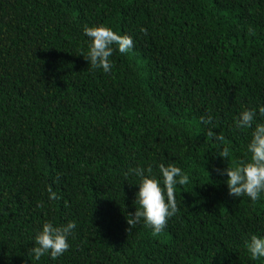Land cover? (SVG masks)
<instances>
[{"label":"trees","instance_id":"1","mask_svg":"<svg viewBox=\"0 0 264 264\" xmlns=\"http://www.w3.org/2000/svg\"><path fill=\"white\" fill-rule=\"evenodd\" d=\"M101 23L132 41L107 73L81 55ZM261 107L264 0H0V264H264L244 247L264 194L230 196L216 172L244 155L234 117ZM158 163L188 182L154 234L126 223L125 172ZM45 221L76 227L34 261Z\"/></svg>","mask_w":264,"mask_h":264},{"label":"clouds","instance_id":"2","mask_svg":"<svg viewBox=\"0 0 264 264\" xmlns=\"http://www.w3.org/2000/svg\"><path fill=\"white\" fill-rule=\"evenodd\" d=\"M82 31L87 38V48L81 55L91 68L101 69L105 73L110 71L109 58L114 50L126 53L132 47L129 36L118 34L102 23L85 25ZM259 112L264 115V107L259 108ZM255 116L252 109L244 108L234 117L237 129L251 130L244 155L235 160L232 166L216 169L219 175H226L225 184L230 196H246L252 202L264 194V121L254 123ZM208 135L213 136V133L209 131ZM220 156L224 157L226 153ZM129 175L136 178L134 185L137 190L133 200L135 210L125 218L127 225L143 222L154 234L160 233L167 219L178 212L175 189L177 185H185L188 176L172 163L156 164V172L152 165L136 166L125 172V176ZM48 198H55L50 189ZM75 227L74 221L64 224L43 222L32 237V259L39 261L45 254L52 259L62 255L69 247L68 238ZM244 247L252 259L264 258V235L249 234L244 240Z\"/></svg>","mask_w":264,"mask_h":264}]
</instances>
